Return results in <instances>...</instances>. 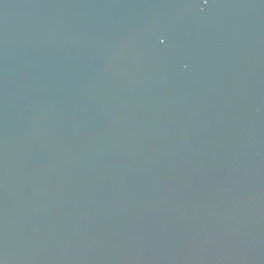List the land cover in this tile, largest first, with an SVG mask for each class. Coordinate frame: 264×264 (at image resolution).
<instances>
[{
  "label": "water",
  "instance_id": "water-1",
  "mask_svg": "<svg viewBox=\"0 0 264 264\" xmlns=\"http://www.w3.org/2000/svg\"><path fill=\"white\" fill-rule=\"evenodd\" d=\"M0 264H264V0H0Z\"/></svg>",
  "mask_w": 264,
  "mask_h": 264
}]
</instances>
